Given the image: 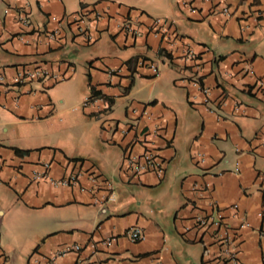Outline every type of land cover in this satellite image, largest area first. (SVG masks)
Returning a JSON list of instances; mask_svg holds the SVG:
<instances>
[{"label": "crops", "instance_id": "1", "mask_svg": "<svg viewBox=\"0 0 264 264\" xmlns=\"http://www.w3.org/2000/svg\"><path fill=\"white\" fill-rule=\"evenodd\" d=\"M93 8L108 18L94 45L70 34L64 47L50 43L15 16L54 30ZM127 18L144 38L118 33ZM153 18L168 21L165 35H148ZM24 68L57 82L0 85V264H210L215 229L195 218L215 215L212 203L240 261L264 264V0H0V78L12 85ZM146 151L165 163L163 177L127 166ZM44 162L53 179L80 171L78 186L32 181ZM135 227L138 243L125 235ZM109 237L94 255L90 243ZM73 245L82 251L54 259Z\"/></svg>", "mask_w": 264, "mask_h": 264}, {"label": "built area", "instance_id": "2", "mask_svg": "<svg viewBox=\"0 0 264 264\" xmlns=\"http://www.w3.org/2000/svg\"><path fill=\"white\" fill-rule=\"evenodd\" d=\"M228 12V9L225 10ZM6 15L12 14L11 10H6ZM16 20L18 24L27 29L30 34L40 36H45L46 39L50 43L59 44V46L66 45V35L70 34L74 39H84L85 43L88 45H94L100 39L99 35L95 36V32L99 33L98 25L100 21L103 19H107L106 15L101 14L96 9L84 10L80 13L73 15L72 17H68L60 22L59 25L54 30H39L37 29L32 21V18L26 11H19L15 13ZM169 28L168 21L161 18H153L151 20L150 31L149 34L154 35H165ZM117 31L119 34L125 36V39L130 42H136L144 38L146 35L141 26L133 21L130 18L124 19L119 23L117 27ZM186 61L190 63H195L196 55L190 50L187 52ZM195 70L197 72L200 71V65L195 63ZM151 69L155 73L159 71V66L153 64L151 65ZM110 78H117L118 72L116 70H111L107 72ZM54 81L55 80L53 74L47 70L38 69L36 71H31L27 68L20 69L17 73L16 80L14 84H6L3 78H0V85L2 86H15V87H26L30 85L34 81ZM192 84L198 88H200L206 97H209L210 91L202 86L201 77L196 76L192 79ZM257 86L259 90L262 91L264 95V80H260L257 82ZM89 100H87V103ZM208 103V102H207ZM212 113H218L219 111L215 108L210 109ZM196 166H199L205 162L204 157L201 155H197V157L193 158ZM39 170H34L32 173V181L34 182H49L53 186L60 187H76L79 184L81 178L80 171H71L66 176L60 179H53L51 176V162H44L39 164ZM127 166L135 173V174H147L154 173L159 177H163L165 174V163L162 162L158 155H155L151 151L144 152L141 156H136L129 154L127 157ZM92 183H96L97 178L92 176L90 178ZM213 213L215 215H207L200 214L195 218V228H198L203 231H207L211 228L215 229L214 240L218 245V253L216 257L209 262L210 264H243L240 261L239 254L237 251L238 241L237 234L230 230L224 222L222 216L219 214V207L216 203L211 204ZM234 208H237L236 206ZM125 235L132 243L141 242L144 239V232L139 228H132L125 232ZM116 241V237H109L98 243H90V248L93 254H97L99 251V247H107L109 248ZM82 251V247L80 245H73L70 247H66L55 253L54 259L63 258L71 253H80ZM77 264H91L90 259L79 258Z\"/></svg>", "mask_w": 264, "mask_h": 264}, {"label": "trees", "instance_id": "3", "mask_svg": "<svg viewBox=\"0 0 264 264\" xmlns=\"http://www.w3.org/2000/svg\"><path fill=\"white\" fill-rule=\"evenodd\" d=\"M16 152H17V153H19V154H22V152H21V151H19V150H16Z\"/></svg>", "mask_w": 264, "mask_h": 264}]
</instances>
